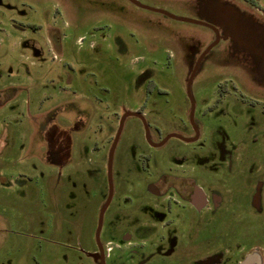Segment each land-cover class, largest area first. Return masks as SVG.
<instances>
[{"label": "rangeland", "instance_id": "1", "mask_svg": "<svg viewBox=\"0 0 264 264\" xmlns=\"http://www.w3.org/2000/svg\"><path fill=\"white\" fill-rule=\"evenodd\" d=\"M137 1L222 35L192 84L197 140L182 139L196 136L187 83L208 27L130 0H0V264H101L113 143L140 109L153 143L181 138L153 146L125 120L106 264H189V225L161 223L192 214L147 205L163 176L231 196V215L197 220L195 251L231 233L249 250L259 239L264 264V0Z\"/></svg>", "mask_w": 264, "mask_h": 264}, {"label": "flooded vegetation", "instance_id": "2", "mask_svg": "<svg viewBox=\"0 0 264 264\" xmlns=\"http://www.w3.org/2000/svg\"><path fill=\"white\" fill-rule=\"evenodd\" d=\"M209 29L214 33L215 41L217 40L218 33H219V36H220L219 43H220L222 40V35L219 32V30L216 28L218 31V33H217L214 29H212V28H209ZM201 55H200V57H201ZM200 57L198 58L197 62L199 61ZM194 68H193V70H194ZM136 113L139 115H142L145 118L143 109L138 110ZM134 117L139 118L143 122V125H144V121L141 117H138V116H134ZM145 120H146V118H145ZM146 122H147V120H146ZM147 124H148V122H147ZM148 126H149V124H148ZM144 127H145V125H144ZM149 129H150V127H149ZM194 129H195V126H194ZM145 132H146V128H145ZM150 134H151V132H150ZM114 142H115V140H114ZM153 146H155V145H153ZM113 161H114V159H113ZM150 191L153 194L152 198H154V199L152 201H150L149 204H147V205L152 210L162 211V208L165 206H169V209H172L173 204H176L182 209H187V211H186L187 213L192 214V216L188 217V218L185 216H182L181 218L170 219L167 221H163L161 223V226L164 229L165 228H169V229L181 228L180 226H178V227L176 226L178 223L189 225L188 229H187V231L189 230V234L187 236V244H186V246L184 245L185 249H186L185 251L189 254L188 255V257L190 258L188 260L189 264H243L245 261H248L249 259H251V264H257V262H258L257 260L259 259V256L261 258V255H259V253L261 254V252L259 251L260 247H261V246H259L261 244L259 239H257V245L258 246L251 247L250 250H252V252L250 254L249 253L250 250L248 248V245L246 243H244V241H243L245 238H243V236H241L240 238L234 237L233 234H231V233H228L224 239L219 238L218 241L216 240V243L214 245H212L213 244L212 243L211 244L212 247L209 250H203V252H201V250L195 251L192 248V246L194 245V240L196 237L193 236L191 233L196 232L197 227L195 226V224L196 223L199 224L197 221L198 219H202L204 221L205 218H209L208 216H211V214H213V213L217 214L219 211H221L226 216H229L233 213L232 207H231L232 203L231 202L229 203V201H228L229 198L231 197L230 194H227L224 196L223 194L220 195L216 192L215 193L214 192H208V191H206V189L204 187L198 185L194 180L187 178V177H184V176L176 177L174 180H169L167 176H163L160 179L159 183H155V184H152L150 186ZM132 215H134V213ZM209 219H211V218H209ZM209 221H213V219L209 220ZM143 222H144L143 225L145 227L155 226V228H158L156 226L158 224H154L151 222V225H149V222H150L149 219H146ZM153 222H155V221H153ZM190 230H192V231H190ZM126 238L131 242L132 236H127ZM221 240H224V241L221 242ZM103 247H104V245H103ZM104 250H105V247H104ZM197 252H200V253H197ZM95 257L97 260L100 261V249H98ZM110 257H107L106 250H105L106 260H107V258H110ZM100 263H101V261H100Z\"/></svg>", "mask_w": 264, "mask_h": 264}, {"label": "water", "instance_id": "3", "mask_svg": "<svg viewBox=\"0 0 264 264\" xmlns=\"http://www.w3.org/2000/svg\"><path fill=\"white\" fill-rule=\"evenodd\" d=\"M130 1H132L133 3H135L136 5H138V6L142 7V8L149 9V10H152V11H156V12L162 13V14L168 16L169 18L176 19V20H179V21L190 22V23H194V24H198V25H202V26H206V27H209V28L214 29L218 33L217 29L214 26H212V25H210L208 23H204V22H200V21H195V20H191V19H187V18H180V17H177V16H175L173 14H170V13H168L166 11H163V10L149 8V7H146V6L142 5L137 0H130ZM219 40H220V36H219V33H218L217 40L213 44H211L207 48V50L201 55L199 61L197 62L196 66H195V68H194V70H193V72H192V74H191V76H190V78L188 80V83H187L188 97H189V99L191 101V104H192L191 122L195 126V130H196V137L195 138H193V139H184V138H182L183 140H185L187 142H191V141L197 140L198 137H199V135H200V132H199L198 128L196 127L195 120H194L195 101H194V98H193V95H192V84H193L194 78L196 76V73L198 71V68H199V66L201 64V61L207 55V53L213 47H215L219 43ZM131 116H138V117H141L143 119L144 125H145V128H146V137H147V140H148V142H150L151 144H153L155 146L160 147V146L164 145L172 137L181 138L180 136H178L176 134H172V135L168 136L163 142L158 143V144H154L152 142V139H151V134H150L149 126H148L145 118L142 115H139L136 112H128L122 118L121 126H120V129H119V131L117 133V136L115 138V142L113 144L112 151H111V155H110V160H109V184H110L109 197L107 199V202H106L104 208L101 211L99 225H98V229H97V242H98V246H99V249H100V261H101V264H106L105 250H104V247L102 245L100 235H101V231H102V227H103L105 212L108 209V207H109V205H110V203L112 201V197H113V159H114V153H115V149H116L117 143L119 141V138L121 136V133H122V130H123V127H124L125 120L128 117H131ZM243 264H251V259H249L248 261H245Z\"/></svg>", "mask_w": 264, "mask_h": 264}, {"label": "built area", "instance_id": "4", "mask_svg": "<svg viewBox=\"0 0 264 264\" xmlns=\"http://www.w3.org/2000/svg\"><path fill=\"white\" fill-rule=\"evenodd\" d=\"M106 250H107V252H110V251H112V245L109 243V246H108V248H106Z\"/></svg>", "mask_w": 264, "mask_h": 264}]
</instances>
